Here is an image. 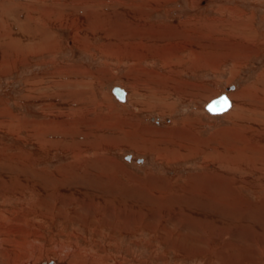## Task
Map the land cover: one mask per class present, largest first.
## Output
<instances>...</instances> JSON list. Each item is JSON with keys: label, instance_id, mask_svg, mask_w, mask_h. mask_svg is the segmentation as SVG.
<instances>
[{"label": "rangeland", "instance_id": "obj_1", "mask_svg": "<svg viewBox=\"0 0 264 264\" xmlns=\"http://www.w3.org/2000/svg\"><path fill=\"white\" fill-rule=\"evenodd\" d=\"M223 93L230 109L208 114ZM3 121L80 157L0 129V240L39 238L50 258L69 246L106 264H262L244 234H264L263 220L236 229L242 220L195 191L223 171L246 180L252 205L264 197V0H0ZM220 154L241 163L204 162ZM19 155L27 169L8 165Z\"/></svg>", "mask_w": 264, "mask_h": 264}, {"label": "bare ground", "instance_id": "obj_2", "mask_svg": "<svg viewBox=\"0 0 264 264\" xmlns=\"http://www.w3.org/2000/svg\"><path fill=\"white\" fill-rule=\"evenodd\" d=\"M148 2H149V0H148ZM115 3H117V2H115ZM123 5V4H122ZM84 6V5H83ZM83 6H80V7H83ZM137 6V5H136ZM78 7V6H77ZM95 7H96V5H95ZM99 7H101V5H99ZM105 7V6H104ZM154 8V7H153ZM141 10V9H140ZM139 10V11H140ZM51 12H49V13H47V20H49L48 18L50 17V14ZM140 13H142L141 11H140ZM81 19V18H80ZM80 19H78V20H80ZM53 20V19H52ZM59 20V19H58ZM62 20V21H61ZM66 20V21H65ZM142 20V19H141ZM71 20H69V19H67V18H62L61 17V19H60V25L62 24V25H65V22H67V24L69 25H71V27H76V30H80V27H77L75 24H76V21L77 20H74V21H71ZM17 23V22H16ZM57 24H58V22H56ZM56 23H54V24H56ZM64 23V24H63ZM80 25V24H79ZM10 28H12V27H10ZM12 30V29H11ZM16 36V35H15ZM8 38V37H7ZM12 38V37H11ZM18 38H20V37H18ZM10 39V38H9ZM21 39V38H20ZM12 40H15V37H14V39L12 38ZM76 40H79V36H78V38L76 39ZM11 42V41H10ZM16 42V41H15ZM12 43H13V41H12ZM14 44V43H13ZM14 45H16V44H14ZM137 52H138V50H136ZM136 53V52H135ZM139 54V53H138ZM192 54H196V50L195 49H193V53ZM136 56V55H135ZM134 58V57H133ZM138 58V57H137ZM168 62V59L166 58V56L164 57V59H163V66H165V65H168V63H166V61ZM170 65V64H169ZM130 74V73H129ZM78 83V82H77ZM134 88V86L133 85H131L130 86V90H132ZM137 89V88H136ZM136 89L134 88L133 89V91H132V93H134L135 91H136ZM126 91V90H125ZM136 93V92H135ZM129 95L127 94V92H126V98H125V103L124 104H126V103H128V101H129ZM131 98V97H130ZM228 98V97H227ZM229 99V98H228ZM230 101V100H229ZM241 101V100H240ZM230 104H231V102H230ZM240 108H242V107H240ZM81 111V110H80ZM241 112H242V110H241ZM245 112V111H244ZM234 113V116H236V119H237V117L240 119V111H239V113L238 112H233ZM75 114V113H74ZM76 114H78V112L76 113ZM222 114V113H221ZM85 116V115H84ZM242 116V115H241ZM86 117V116H85ZM85 117H83V116H78L77 117V119H79V120H77L76 122L77 123H82L84 120H85ZM239 119H237V120H239ZM235 122V121H234ZM241 122V121H240ZM2 124H0V129H4L5 131H7V132H12L15 136H16V138H19V140H20V138H21V140H23V141H27L28 139H30L29 141H31V143H34V141L36 142L35 144H38V145H40L42 148H43V150L45 151V153L46 154H48V153H50L51 152V150H55V149H58L59 147H65V149H66V151L68 150L69 151V149L71 150V151H73L74 153H76L79 157H80V149H76V150H73V149H71L69 146H62L61 145V142H60V140H56V142L55 143H52V141H48V140H45L44 141V139L42 138L40 141L39 140H35L34 138V136H31L30 138H28V139H23L22 137H20V133L23 131V127H25V125L24 124H22V123H18V124H12V123H7V122H1ZM26 124V123H25ZM9 125H12V126H10L9 127ZM262 127V126H261ZM26 128V127H25ZM49 128V127H48ZM39 129V128H38ZM252 129V128H251ZM29 130H30V128H29ZM26 131H28V130H26ZM257 132V131H256ZM258 133V132H257ZM259 135V134H258ZM39 136H41V134H38V137ZM28 137V136H27ZM28 142V141H27ZM246 146V145H245ZM249 146V145H248ZM4 148V147H3ZM239 148V147H238ZM251 149V148H250ZM238 150V149H237ZM244 150H245V148H244ZM62 151V150H61ZM243 151V150H242ZM246 151V150H245ZM244 151V152H245ZM251 151V150H250ZM198 152V151H197ZM206 152V151H205ZM253 152V151H252ZM255 152V151H254ZM242 153V152H241ZM251 153V152H250ZM51 154V153H50ZM207 155V154H206ZM205 155V156H206ZM249 156H251V155H249ZM13 157V156H12ZM15 158V160L14 161H10V160H8V165H11V164H14V165H16V166H18V167H21L22 168V166L24 167V165H26V169L28 168V166H27V164H29L28 163V160H27V164H26V158L23 160L22 158H21V156L19 155L18 157H14ZM31 158V157H30ZM132 158V157H131ZM239 158V157H238ZM249 158V157H248ZM28 159H29V156H28ZM214 159H218V162H223V163H225V164H229L230 166H231V164L233 163V162H239V163H241V161L240 160H238L237 159V157L235 156V155H233V154H227V155H223V154H220L219 155V157H211L210 158V156H208V157H206V160H205V158H204V162H212V160H214ZM242 160V159H241ZM23 162H24V164H23ZM250 162H251V160H250ZM249 162V163H250ZM242 163H245L244 162V159H243V161H242ZM252 163V162H251ZM254 163V162H253ZM32 164V163H31ZM76 164H78V163H76ZM75 164V165H76ZM82 164H83V162H82ZM205 164V163H204ZM234 164H236V163H234ZM79 165V164H78ZM203 165V164H202ZM222 165V164H221ZM15 166V167H16ZM82 166V165H81ZM204 166V165H203ZM252 166H254V165H252ZM30 167V166H29ZM233 167V166H232ZM231 167V168H232ZM228 168V167H227ZM230 168V167H229ZM235 168V167H234ZM77 167L76 168H74V165L72 166V167H65V171H68V173H69V171H71L72 173H76L77 172ZM221 169V168H220ZM223 169V168H222ZM63 170V169H62ZM61 171V170H60ZM59 171V172H60ZM75 171V172H74ZM226 171V170H225ZM221 172V171H220ZM219 171L218 172H215L214 174H208L207 175V179H206V182L199 188H197V190L195 191L196 193H197V195L196 196H198L199 194L200 195H202L203 197H207V198H210L211 200L210 201H213V200H215L219 205H221L223 208H226L227 210L228 209H230L231 210V212H230V214L232 215V216H234V217H236V218H238V220L239 221H241L242 220V227L241 226H238L236 229H241V230H247V229H249V225H248V223H246L248 220H250L252 217L253 218H258V220H259V218L260 219H262L263 220V224H264V197L262 196V198L263 199H261L260 201H258L257 202V204H258V206L256 207V206H254V205H252L251 203H249L248 201H246V199L243 197V194H240L239 193V190H238V188L240 187V185H243V184H246V180L244 179V178H241V179H239V182H237L238 181V179H237V174L236 173H234V172H231L230 174H225V173H220ZM226 172H228V171H226ZM61 173V172H60ZM85 174V173H84ZM234 174H236V175H234ZM60 174H58V176H59ZM65 175V174H64ZM69 175V174H68ZM71 175V174H70ZM70 175H69V177L68 178H66V176L65 177H62L63 178V181H64V179H65V181L67 182L68 181V179L69 178H72V177H70ZM72 176V175H71ZM82 176V175H81ZM239 176V175H238ZM212 177H213V179H212ZM85 178V177H84ZM250 178V177H249ZM56 179H58V177L56 178ZM59 179H61V175L59 176ZM248 179V178H247ZM69 182V181H68ZM250 184H252V183H250ZM217 185H219V186H221V187H217ZM238 185V186H237ZM251 187H254V185L252 186V185H250ZM220 188H222V190L220 189ZM243 188V187H242ZM255 188V187H254ZM245 189V188H244ZM212 190V191H211ZM243 191H245V190H243ZM184 192V191H183ZM236 192H237V194H236ZM232 193V194H231ZM188 195V194H187ZM156 196V195H155ZM185 196V195H184ZM230 196V197H229ZM238 196H239V198H238ZM202 197V198H203ZM227 197L228 198H230V201H229V199H228V201L230 202H226L225 200L227 199ZM238 198V199H237ZM178 199V198H177ZM213 199V200H212ZM198 200H200V199H198ZM204 201V200H203ZM66 204V203H65ZM67 205V204H66ZM59 209V208H58ZM32 211V210H31ZM57 211V210H56ZM180 214V213H179ZM0 215H2V216H4L3 214H1L0 213ZM6 215V214H5ZM176 215V214H175ZM181 215V214H180ZM183 215V214H182ZM172 217V216H171ZM183 217V216H182ZM8 219V217H7V215L6 216H4V219ZM260 223V222H259ZM262 227V226H261ZM263 227H264V225H263ZM223 233H224V231H223ZM259 233H260V231H259ZM220 234H215L213 237L215 238H221V236H219ZM231 235V239L227 242H225L224 240H223V238H222V240H221V242H223L224 243V246H223V248H222V250H220L219 251V253H223L226 249H228V248H230V244H231V242H232V240H235L236 238H237V236H236V234H230ZM250 235L251 234H244V236L247 238V240H246V243H249V244H247V245H249V246H251V244H252V242H253V244L256 246V249L258 250V253H259V257H261V261H263L262 262V264H264V234H256V237L254 238V239H252V240H250L251 238H250ZM236 236V237H235ZM2 240H0V252L2 253V258H0V259H2V264H11V262L12 261H14L15 259H17L16 257H15V254L16 255H26V257H27V259H25L24 258V263L23 264H39V263H41V262H35V261H37V255H40L41 253H44L45 254V256H46V258H47V260H45V262H49L50 260L51 261H53L55 264H85L86 262L84 261V258H86V259H88L89 260V263H91V264H106V263H104L101 259H100V255H99V258L96 256L95 258L94 257H90V256H88L87 254H85L84 255V253H83V251H80V250H76V251H74V250H71L70 248H69V246H56V248H54V250H57V249H59L57 252V254L59 255V259H54V258H50V254H47L48 252H46L45 250L47 249L46 248V246H43V245H41L40 243H39V238H35L34 240H32V241H29V239L28 238H25L24 240H16L15 239V237L16 236H14L13 234H11L10 232H8V233H2ZM26 237V236H25ZM208 237H212V236H208ZM17 238V237H16ZM213 239V238H212ZM226 239V238H225ZM210 240V239H209ZM207 242H209V241H207ZM206 242V243H207ZM61 245V244H60ZM67 245V244H66ZM207 245V244H206ZM12 246L13 248H14V250H12V249H10V247ZM9 247V248H8ZM16 247V248H15ZM199 249V248H198ZM197 250V249H196ZM251 250V249H250ZM19 251V252H18ZM228 251V250H227ZM0 253V254H1ZM195 253H196V251H195ZM203 252H200V254H202ZM256 251L254 252V254L256 255ZM253 254V255H254ZM90 255H93V253H91ZM239 255V254H238ZM93 256H95V255H93ZM191 256V255H190ZM251 257V256H250ZM236 258V257H235ZM3 259H5L7 262L5 263V261L3 260ZM19 259V258H18ZM236 259H238V258H236ZM240 259V258H239ZM242 259V258H241ZM240 259V260H241ZM243 259H245V261L246 262H249V260H248V258H247V256H244L243 257ZM254 259H256V257L255 256H252V258L250 259V260H253L254 261ZM91 260V261H90ZM257 260V259H256ZM107 261V260H106ZM258 261V260H257ZM17 262H18V260H17ZM120 262V261H119ZM119 262L118 263H116V264H119ZM244 262V261H243ZM18 263H21V261L20 262H18ZM18 263H14V264H18ZM115 263V262H114ZM108 264V263H107Z\"/></svg>", "mask_w": 264, "mask_h": 264}, {"label": "water", "instance_id": "obj_3", "mask_svg": "<svg viewBox=\"0 0 264 264\" xmlns=\"http://www.w3.org/2000/svg\"><path fill=\"white\" fill-rule=\"evenodd\" d=\"M232 88V87H231ZM229 89V88H228ZM226 88V90H228ZM112 93L121 101H125V93L118 88L112 89ZM231 107L230 101L226 94H221L218 97L210 100L206 106L205 110L211 115H218L226 112ZM39 264H55L53 261L41 262Z\"/></svg>", "mask_w": 264, "mask_h": 264}, {"label": "flooded vegetation", "instance_id": "obj_4", "mask_svg": "<svg viewBox=\"0 0 264 264\" xmlns=\"http://www.w3.org/2000/svg\"><path fill=\"white\" fill-rule=\"evenodd\" d=\"M128 159L131 160V157L129 156ZM136 162L139 163V162H142V160L141 159H137Z\"/></svg>", "mask_w": 264, "mask_h": 264}]
</instances>
